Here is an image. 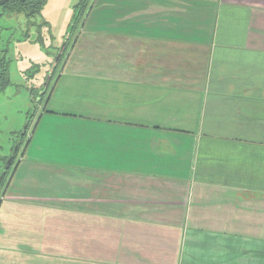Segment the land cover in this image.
<instances>
[{
    "label": "crops",
    "instance_id": "obj_1",
    "mask_svg": "<svg viewBox=\"0 0 264 264\" xmlns=\"http://www.w3.org/2000/svg\"><path fill=\"white\" fill-rule=\"evenodd\" d=\"M79 27L0 264H264V0H90Z\"/></svg>",
    "mask_w": 264,
    "mask_h": 264
},
{
    "label": "rangeland",
    "instance_id": "obj_2",
    "mask_svg": "<svg viewBox=\"0 0 264 264\" xmlns=\"http://www.w3.org/2000/svg\"><path fill=\"white\" fill-rule=\"evenodd\" d=\"M77 1L46 0L40 14L30 22L23 14H11L0 8V50L7 49L6 58L10 60V84L0 94V158L8 159L15 145L23 140L14 158L17 160L27 141L28 133H23V129L33 111L36 114L42 109L56 110V98L49 101L48 98L61 74V59H65L80 28L81 18L77 21L74 18L73 6ZM54 62L57 66L53 70ZM63 76L66 80L68 75ZM32 95L38 101L36 109L31 102ZM5 163L0 160V173Z\"/></svg>",
    "mask_w": 264,
    "mask_h": 264
},
{
    "label": "trees",
    "instance_id": "obj_3",
    "mask_svg": "<svg viewBox=\"0 0 264 264\" xmlns=\"http://www.w3.org/2000/svg\"><path fill=\"white\" fill-rule=\"evenodd\" d=\"M46 0H7L4 5H2L0 8L4 9L5 11L9 13H14V14H23L25 18L27 19L28 22L31 21V19L35 18L38 16L43 9V6L45 4ZM90 3V0H78L77 3L73 6L74 9V18L76 17L77 19L81 18L83 15L84 11L88 7ZM7 49L0 50V94L4 92V90L9 86L10 80H9V64L10 60L6 58V52ZM5 54V56H3ZM53 75V73H52ZM51 75V76H52ZM32 94H34L32 92ZM44 93H42L43 95ZM31 102L32 105H34L35 109L37 107L38 101L36 98V95L31 96ZM34 115H30L31 117ZM30 117H27V119ZM30 121V119H29ZM28 127V126H27ZM26 131V130H25ZM26 133V132H24ZM23 141V140H22ZM22 141H20L22 143ZM20 143V145H21ZM17 154V152H16ZM16 156V155H15ZM0 160L4 164L7 160V157H1ZM3 170V169H2ZM10 167L6 172V175L0 185V189L5 181V178L7 174L9 173Z\"/></svg>",
    "mask_w": 264,
    "mask_h": 264
},
{
    "label": "water",
    "instance_id": "obj_4",
    "mask_svg": "<svg viewBox=\"0 0 264 264\" xmlns=\"http://www.w3.org/2000/svg\"><path fill=\"white\" fill-rule=\"evenodd\" d=\"M6 1H7V0H0V6L4 5V4L6 3ZM60 54H61V52L59 53V57H60ZM56 66H57V63L54 62L53 70H54V68H55ZM52 73H53V72H52ZM52 73H51V75H52ZM48 78H49V79H48V81H49L50 78H51V76L48 77ZM48 81H47V84H48ZM47 84H46V85H47ZM43 92H44V91H43ZM33 106H34V105H33ZM34 109H35V108H34ZM29 119H30V118H28L27 123H26V125H25V127H24V129H23V133L25 132V130H26L27 126H28ZM23 133H22L21 136H23ZM19 144H20V142H18V145H15V147L13 148V151H12L11 156L7 159V161H6V163H5V167L3 168V170H2L1 173H0V185H1L3 179H4L5 175H6L7 170L9 169V167H10V165H11V163H12L14 157H15V154H16V152H17V149L19 148Z\"/></svg>",
    "mask_w": 264,
    "mask_h": 264
}]
</instances>
